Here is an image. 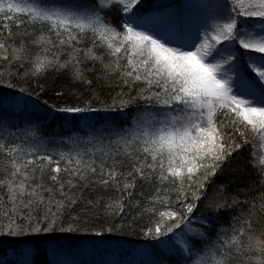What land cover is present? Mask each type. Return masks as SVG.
Instances as JSON below:
<instances>
[{
	"label": "snow or ice",
	"instance_id": "6c2138e0",
	"mask_svg": "<svg viewBox=\"0 0 264 264\" xmlns=\"http://www.w3.org/2000/svg\"><path fill=\"white\" fill-rule=\"evenodd\" d=\"M13 26L25 31L14 34ZM0 29V61L9 69L14 63L30 65L23 75L0 70V89L22 98L35 95L33 106L52 113L103 111L119 113L124 121H104L99 128L95 121H80L67 141H55L68 151L49 150L54 141L37 135L39 122L13 121L6 113L18 115L15 108L7 97L0 100V156L11 168L0 185H6L12 204L0 236L82 231L96 215L89 209L105 202L103 195L95 201L84 195L93 185L92 193L110 189L119 196L108 199L106 208L116 211L105 213L113 220L97 235L124 234L146 213L158 218L143 234L164 238L167 264H241V258L242 264H264V226L257 227V217L264 219V0H169L150 6L144 0H0ZM31 47L38 51L29 55ZM97 64L105 82L115 75L124 86H142L135 96L121 94L127 98L103 108L75 93L65 101L71 106L36 103L47 95L38 81L49 70L91 85L86 73ZM30 77L38 92L18 83ZM124 160L130 161L128 171L121 170ZM46 168L54 187L42 181ZM225 174L228 179L218 184ZM249 175L252 184L230 201L229 186ZM142 184L154 186L147 198L151 207L143 206L142 192L138 196ZM256 184L259 208L256 197L239 199ZM54 191L61 199H54ZM44 192L48 208L41 218L32 209L44 205ZM200 205L213 215L197 214ZM129 210H137L131 221ZM223 212L235 213L227 225L218 223ZM20 253L19 264H33L32 247L22 246Z\"/></svg>",
	"mask_w": 264,
	"mask_h": 264
},
{
	"label": "trees",
	"instance_id": "16d2710c",
	"mask_svg": "<svg viewBox=\"0 0 264 264\" xmlns=\"http://www.w3.org/2000/svg\"><path fill=\"white\" fill-rule=\"evenodd\" d=\"M157 2H169V0H144V3L150 6L152 3ZM3 30L0 29V32ZM13 33L23 32L25 29L12 27ZM27 31L33 32L35 36L40 34L39 29L28 28ZM0 39H4L3 35H0ZM55 43V37H52ZM38 51V48L31 47L29 49V55ZM56 48H52V52H56ZM69 51L67 48H61L60 52L65 53ZM66 56L62 57L66 59ZM91 68V65H88ZM9 69L7 62L0 61V70ZM10 71H19L21 75L25 71L30 70V65L25 62L23 68L19 67V64L14 63L11 65ZM87 79L92 81L91 85H87L80 81H74L70 78L68 72H53L49 70L45 75L41 76L39 83L42 84L47 92V95H41L40 100L36 101L37 104H42L43 101L47 100L49 105H55L56 107H66L71 106V104H66L65 101H72L75 99L73 93L82 98V101H91L92 106L95 108H103L104 106H110L113 103V99L119 103L121 98H127V95L122 97L121 94L130 93L132 96L136 95V90L142 85L134 86H124L120 81L118 76H112L110 82H105L103 78V72L100 65L97 64L96 70L94 72L86 73ZM100 76L101 79H97ZM20 85L25 86L27 91L38 92L39 89L36 87L37 80L34 78H29L28 81H19ZM57 93H63L62 97H57ZM7 97L8 103L11 107L15 108L16 113H6L10 119L19 124L23 125L24 121L30 120L33 123L39 122V130L29 127L28 131H37V135H43L47 139L59 141L64 138L65 141L69 136L73 134L76 129L77 123L83 120L95 121L96 127L99 128L104 121L117 120L121 124L124 123L123 118L119 113H109V112H98V113H86V114H75V113H52L47 110V106L35 108L33 106V101L35 100V95L30 98H22L20 95L15 93V90L0 89V100ZM143 102H141L142 104ZM135 105L128 109L129 117H131L134 111ZM50 144V143H49ZM57 144V143H56ZM57 157L54 156V159ZM99 159V158H98ZM19 162V161H18ZM130 161L124 160L122 171H128ZM63 163L61 167L63 168ZM7 169V171H5ZM11 171L10 166L0 156V180H4L7 177V173ZM39 176V173H37ZM62 179L66 180L67 177L61 173ZM228 179V174L218 177L217 183H222ZM254 180L253 175L245 176L242 179L234 180V182L229 186L227 196L229 200L236 196L238 189H245V184L251 185ZM42 181L46 187H54L49 179L48 170L46 168L45 174L42 177ZM74 183H79L74 179ZM169 189L174 185L168 184ZM93 185H89L84 189V195L88 199L95 201L97 195L104 196V203L99 204L96 208H90L89 211L95 213L92 219L89 220L87 224H82V231L80 232H56L48 235L41 236H29L26 238H14L0 236V261L3 264H19L21 258L20 248L22 246H30L34 249V254L32 256L33 264H64L59 261V254L63 253H76L77 259H73L69 264H138L140 261L147 262L150 259H155L158 262H163L167 264L169 259L168 249L164 238L161 241L153 240L151 237H145L143 230L145 226H154L152 221L158 217L150 216L144 214L142 217H138L132 229H126L124 234L119 232L113 233H103L97 235L96 232L100 231L102 225L112 222L113 216L111 214L106 215L105 213H114V209H107L106 204L109 198L116 200L119 199L117 193L112 192L110 189L103 193H92ZM67 190V189H66ZM80 191V189H77ZM209 197H212V188H208ZM247 191V190H246ZM143 193V206L151 207L147 204V198L154 195V186L149 184H142L138 187L137 193ZM261 195V190L259 185L256 184L254 188L250 191V194L246 197L241 194L239 196L240 200L249 199L256 197V205L259 208L262 202L259 197ZM45 203L43 206H36L32 209V214L34 216L39 215L41 218L45 214L48 208V198L49 194L47 192L43 193ZM174 198V197H173ZM54 199H61L60 195L54 191ZM207 201H205V204ZM12 207L11 202L8 199L7 187L6 185H0V223H7V218L4 213L10 211ZM52 210L55 211V205H52ZM80 209L77 208V211ZM163 210V209H161ZM131 215L126 217L127 221H131L132 216L137 215V210H129ZM203 212L205 215H213V213L207 209L204 205L198 207V213ZM27 215V210L24 211ZM75 214V212L73 213ZM235 213L223 212L218 217V223L220 225H227L230 222V215ZM260 223L257 227L264 226V219L257 217ZM116 224L121 223L119 218L114 221ZM2 231V229H0ZM241 258V264H242Z\"/></svg>",
	"mask_w": 264,
	"mask_h": 264
},
{
	"label": "rangeland",
	"instance_id": "374dc122",
	"mask_svg": "<svg viewBox=\"0 0 264 264\" xmlns=\"http://www.w3.org/2000/svg\"><path fill=\"white\" fill-rule=\"evenodd\" d=\"M67 141V140H66ZM48 149L49 150H53V149H56L57 151L59 150H63V151H68L69 149L64 147L63 145H60V144H56V143H50L47 145ZM59 256V261H61L62 263L64 264H69L73 259H77V255L76 253H61L58 255Z\"/></svg>",
	"mask_w": 264,
	"mask_h": 264
}]
</instances>
